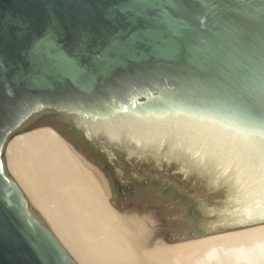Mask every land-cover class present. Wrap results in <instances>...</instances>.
I'll use <instances>...</instances> for the list:
<instances>
[{"label": "water", "instance_id": "obj_1", "mask_svg": "<svg viewBox=\"0 0 264 264\" xmlns=\"http://www.w3.org/2000/svg\"><path fill=\"white\" fill-rule=\"evenodd\" d=\"M262 47L264 0H0V264H78L4 162L47 128L141 251L264 225L258 174L202 146L260 126Z\"/></svg>", "mask_w": 264, "mask_h": 264}, {"label": "bare ground", "instance_id": "obj_2", "mask_svg": "<svg viewBox=\"0 0 264 264\" xmlns=\"http://www.w3.org/2000/svg\"><path fill=\"white\" fill-rule=\"evenodd\" d=\"M4 162L78 264H264V225L141 251L52 128L11 138Z\"/></svg>", "mask_w": 264, "mask_h": 264}, {"label": "snow or ice", "instance_id": "obj_3", "mask_svg": "<svg viewBox=\"0 0 264 264\" xmlns=\"http://www.w3.org/2000/svg\"><path fill=\"white\" fill-rule=\"evenodd\" d=\"M147 19V18H146ZM49 42H51L49 38ZM262 59H264V47L261 49ZM264 68V64H262ZM127 111L126 109H122ZM259 111L264 117V90L261 93ZM176 115L183 113L177 112ZM107 118V117H105ZM190 119L198 122L197 126L212 130L213 127L219 124V121L211 117H194ZM217 139H212L206 133L202 146L211 147L214 149V154H227L232 163H235L240 168H246L250 172L257 173L259 176V195L260 203L257 206V211L261 218H264V119L261 120L258 128H236L232 125H221L216 133ZM249 218H251V210H249Z\"/></svg>", "mask_w": 264, "mask_h": 264}]
</instances>
